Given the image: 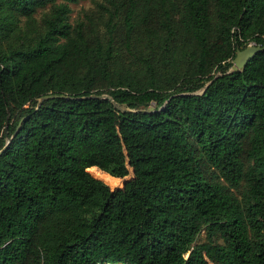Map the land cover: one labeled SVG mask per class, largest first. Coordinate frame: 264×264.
<instances>
[{
	"label": "trees",
	"instance_id": "trees-1",
	"mask_svg": "<svg viewBox=\"0 0 264 264\" xmlns=\"http://www.w3.org/2000/svg\"><path fill=\"white\" fill-rule=\"evenodd\" d=\"M80 1L0 0V264H264V0Z\"/></svg>",
	"mask_w": 264,
	"mask_h": 264
},
{
	"label": "rangeland",
	"instance_id": "rangeland-1",
	"mask_svg": "<svg viewBox=\"0 0 264 264\" xmlns=\"http://www.w3.org/2000/svg\"><path fill=\"white\" fill-rule=\"evenodd\" d=\"M100 0H83L80 1L76 4H71V13L69 15V20L72 24L76 23L81 17H83V15L87 12L92 11L93 9H95L96 4L99 2ZM90 173L97 179L102 180L103 182H105L107 185L110 186L111 189L116 190V189H121L124 184L131 180L133 178V172L132 169H130V174L125 177L122 178L121 181L116 182V180H109L108 178H104L102 176H100L97 172L95 171H90ZM205 238V232H202L198 239L197 242L199 243L200 241H202Z\"/></svg>",
	"mask_w": 264,
	"mask_h": 264
},
{
	"label": "water",
	"instance_id": "water-1",
	"mask_svg": "<svg viewBox=\"0 0 264 264\" xmlns=\"http://www.w3.org/2000/svg\"><path fill=\"white\" fill-rule=\"evenodd\" d=\"M264 48L259 47V46H248L246 49L244 50H238L237 51V55L236 58L233 61V66L231 71H237V70H242L245 68V66L247 65V63L253 58L255 57L258 53L263 52ZM217 77V76H216ZM212 82H210L209 84H207V86L203 89V91H206V89L209 87V85ZM97 97V96H95ZM55 98H66L65 95H59V94H48L43 96L40 100L38 105L41 106L45 101L51 100V99H55ZM123 109V108H122ZM125 110V109H123ZM149 111H154L153 107L149 109ZM1 154V152H0ZM133 172V170H132ZM125 185V184H124Z\"/></svg>",
	"mask_w": 264,
	"mask_h": 264
},
{
	"label": "built area",
	"instance_id": "built-area-1",
	"mask_svg": "<svg viewBox=\"0 0 264 264\" xmlns=\"http://www.w3.org/2000/svg\"><path fill=\"white\" fill-rule=\"evenodd\" d=\"M248 46H256V44L251 42V43L248 44Z\"/></svg>",
	"mask_w": 264,
	"mask_h": 264
}]
</instances>
